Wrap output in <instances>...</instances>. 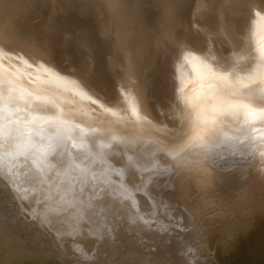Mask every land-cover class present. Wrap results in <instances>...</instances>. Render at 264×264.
I'll return each instance as SVG.
<instances>
[{"label":"bare ground","instance_id":"6f19581e","mask_svg":"<svg viewBox=\"0 0 264 264\" xmlns=\"http://www.w3.org/2000/svg\"><path fill=\"white\" fill-rule=\"evenodd\" d=\"M259 157L264 0H0V171L64 257L204 264L174 196Z\"/></svg>","mask_w":264,"mask_h":264},{"label":"water","instance_id":"95a60500","mask_svg":"<svg viewBox=\"0 0 264 264\" xmlns=\"http://www.w3.org/2000/svg\"><path fill=\"white\" fill-rule=\"evenodd\" d=\"M260 161L259 157L255 166L251 160V165L236 171L238 176L244 169L238 183L242 187L236 186L237 182L232 186L191 179L188 189L174 196L178 207L190 216L196 249L203 251L200 260L204 264H264V162ZM17 204L0 171V264H84L58 252L33 219L26 224L18 212L21 209L14 208ZM225 227H236L239 233L230 237L223 231ZM114 240L106 251L111 257L119 255L113 257L115 263L142 264L137 260L143 257L121 251L123 239ZM213 241L217 243L214 248ZM223 255L226 263L219 260Z\"/></svg>","mask_w":264,"mask_h":264},{"label":"rangeland","instance_id":"374dc122","mask_svg":"<svg viewBox=\"0 0 264 264\" xmlns=\"http://www.w3.org/2000/svg\"><path fill=\"white\" fill-rule=\"evenodd\" d=\"M250 15H251V18H258L259 17V8L255 5V4H252L251 5V9H250Z\"/></svg>","mask_w":264,"mask_h":264}]
</instances>
